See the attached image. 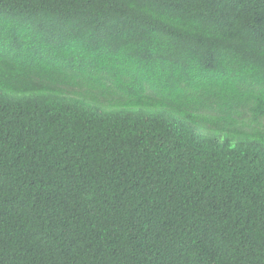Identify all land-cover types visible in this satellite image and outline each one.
<instances>
[{
    "label": "trees",
    "instance_id": "obj_1",
    "mask_svg": "<svg viewBox=\"0 0 264 264\" xmlns=\"http://www.w3.org/2000/svg\"><path fill=\"white\" fill-rule=\"evenodd\" d=\"M0 264H264V0H0Z\"/></svg>",
    "mask_w": 264,
    "mask_h": 264
}]
</instances>
